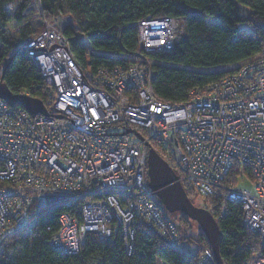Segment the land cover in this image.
<instances>
[{
    "label": "built area",
    "instance_id": "1",
    "mask_svg": "<svg viewBox=\"0 0 264 264\" xmlns=\"http://www.w3.org/2000/svg\"><path fill=\"white\" fill-rule=\"evenodd\" d=\"M60 18L25 40L45 82L46 113L0 99V252L34 224L30 208L43 193L64 195L72 207L49 238L55 250L78 253L91 233L121 239L129 252L135 225H143L180 251L178 224L147 186L150 141L166 149L190 198L219 192L239 202L246 230L264 243V52L192 88L186 100L168 101L153 90L148 53L180 40L178 18L132 21L137 49L124 53L128 63L94 69L75 61ZM252 264H264V255Z\"/></svg>",
    "mask_w": 264,
    "mask_h": 264
},
{
    "label": "trees",
    "instance_id": "2",
    "mask_svg": "<svg viewBox=\"0 0 264 264\" xmlns=\"http://www.w3.org/2000/svg\"><path fill=\"white\" fill-rule=\"evenodd\" d=\"M63 14L72 18L82 34L63 23L71 54L83 69L127 64L124 53L137 49L132 21L147 14L178 18L180 40L172 49L148 53L154 61L153 90L168 101L186 100L192 88L236 69L219 67L236 65L264 52V0H0V73L13 93L24 92L46 104L45 82L27 54L25 40L44 20ZM149 144L170 162L163 146L153 141ZM48 195L43 193L34 200L29 215L36 221L27 229L29 235H11L0 252V264H216L213 252L210 259L202 260L204 248L212 251L205 235L199 230L189 233L194 222L174 213L170 214L181 231L180 248L183 241L196 245L190 254L169 246L143 225H135L129 252L121 239L104 242L91 233L85 235L78 253L55 250L49 238L59 226V214L72 207L65 206V198L48 202ZM200 197L197 205L218 224L223 264H247L253 254L264 255V243L243 224L239 202L219 192ZM10 249L14 258L8 256Z\"/></svg>",
    "mask_w": 264,
    "mask_h": 264
},
{
    "label": "water",
    "instance_id": "3",
    "mask_svg": "<svg viewBox=\"0 0 264 264\" xmlns=\"http://www.w3.org/2000/svg\"><path fill=\"white\" fill-rule=\"evenodd\" d=\"M0 99L9 105H17L29 114L46 113V107L41 99L22 93H13L3 81L0 73ZM133 131L127 129L126 132ZM135 132V131H134ZM136 136H142L135 132ZM147 186L152 190L161 205L174 214H184L199 228L209 242L216 264H223L218 250L220 231L214 217L203 207L194 204L187 195L184 186L177 180L169 162L161 157L157 151L147 144L146 157ZM48 202L65 198L61 194H50Z\"/></svg>",
    "mask_w": 264,
    "mask_h": 264
},
{
    "label": "rangeland",
    "instance_id": "4",
    "mask_svg": "<svg viewBox=\"0 0 264 264\" xmlns=\"http://www.w3.org/2000/svg\"><path fill=\"white\" fill-rule=\"evenodd\" d=\"M60 19H61V21H63V23H69L72 26V28L75 30V32L82 37L81 32L77 29V27L75 25V22L72 20V18L69 15L63 14V17L61 16ZM152 62H154V61L152 60ZM243 62L244 61H242L241 63L236 64V65H226V66H222V67H219V69H225V68H230V67H237L240 64H242ZM240 184L243 185V186H245V187H249L250 186V182L248 181V179L247 180L246 179L245 180L243 179V181ZM200 199H201V197L199 195H194L193 197H191V200H192V202L194 204H198L200 202ZM197 230H199V228L195 225V226H192L191 230L188 231V232L189 233H195V231H197ZM29 233H30V231L29 230H26L25 232H23V237L28 236ZM181 248H182L183 251H185L186 253L190 254V253H192L195 250L196 245L195 244H192V243H189L187 241H183L181 243ZM8 256L11 257V258H14V250L13 249H10L9 250ZM256 256H258V254H256V253L253 254V256L248 259L247 264H252ZM156 264H165V263H163L161 261H157Z\"/></svg>",
    "mask_w": 264,
    "mask_h": 264
}]
</instances>
